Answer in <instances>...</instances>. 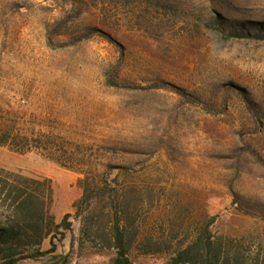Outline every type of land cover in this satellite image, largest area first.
Listing matches in <instances>:
<instances>
[{"label": "rangeland", "instance_id": "1", "mask_svg": "<svg viewBox=\"0 0 264 264\" xmlns=\"http://www.w3.org/2000/svg\"><path fill=\"white\" fill-rule=\"evenodd\" d=\"M260 24L264 0H0V120L52 137L49 152L0 145V170L51 180L55 223L72 215L41 245L57 252L17 264H113L112 199L134 264L196 243L194 264H264ZM92 174L106 196L77 219Z\"/></svg>", "mask_w": 264, "mask_h": 264}, {"label": "trees", "instance_id": "2", "mask_svg": "<svg viewBox=\"0 0 264 264\" xmlns=\"http://www.w3.org/2000/svg\"><path fill=\"white\" fill-rule=\"evenodd\" d=\"M264 25V24H260ZM236 37H245L243 34H235ZM181 92L180 89H177ZM52 137L46 135L26 134L18 131L16 127L8 125L0 120V145H9L19 152H29L33 148L51 151L49 146ZM35 144V145H34ZM102 176L92 174L79 180L83 190L82 198L75 204V217L80 219L84 212L91 209L95 212L92 202L97 196H106L104 183L100 181ZM106 184V183H105ZM52 182L49 179H34L18 173L0 170V210H2V225H0V260L9 259V264H17L18 260L25 258H39L49 253H55L58 246L55 237L51 240V248L42 251L41 245L45 238L52 235L54 230L65 236V232L72 229L71 214L65 215L60 224H56L51 213L53 201ZM123 204L119 200L112 199L107 204V215L110 217L108 235H101L102 242H107L108 248L116 251L113 264H134L129 256L130 240L127 226L121 217ZM85 222L82 223V235L85 234ZM35 245L36 251L30 255L24 252L18 253L24 245ZM212 241H208L206 251L212 254ZM194 246L183 249L174 258V264H194L191 256H196ZM193 253V254H192ZM21 255L20 257H17ZM218 255L212 254L203 264H218Z\"/></svg>", "mask_w": 264, "mask_h": 264}]
</instances>
